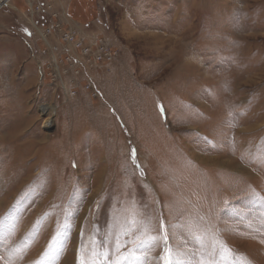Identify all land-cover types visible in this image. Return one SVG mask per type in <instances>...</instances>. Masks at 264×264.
I'll use <instances>...</instances> for the list:
<instances>
[{"label":"rangeland","instance_id":"374dc122","mask_svg":"<svg viewBox=\"0 0 264 264\" xmlns=\"http://www.w3.org/2000/svg\"><path fill=\"white\" fill-rule=\"evenodd\" d=\"M52 3L119 55L72 97L27 0H0V264H79L133 212L152 235L178 226L183 253L204 251L195 233L226 242L231 264H264V0Z\"/></svg>","mask_w":264,"mask_h":264},{"label":"built area","instance_id":"2783aa9c","mask_svg":"<svg viewBox=\"0 0 264 264\" xmlns=\"http://www.w3.org/2000/svg\"><path fill=\"white\" fill-rule=\"evenodd\" d=\"M31 34L43 44L42 56L53 84L75 97L77 90L72 85L81 75L89 74L98 67L112 63L119 51L100 35H88L70 25H65L59 14L53 11L52 0H27ZM44 64L43 65L44 67ZM86 88L97 96L92 78Z\"/></svg>","mask_w":264,"mask_h":264},{"label":"snow or ice","instance_id":"6c2138e0","mask_svg":"<svg viewBox=\"0 0 264 264\" xmlns=\"http://www.w3.org/2000/svg\"><path fill=\"white\" fill-rule=\"evenodd\" d=\"M161 110L164 111L163 106ZM151 219H138L133 212L131 219L126 222V225L121 226L122 232L117 234L114 240H105L103 244H97L96 248L90 254V259L82 258L79 264H147L146 253L152 251L160 244L163 245V255L160 258L162 264H231L235 259V253L229 248L226 242H216L213 237V247L209 251L206 248L204 238L201 235L192 233V238L202 253L197 257L196 253L186 254L172 246V241L169 238V233L175 238V231L178 226H165L163 221L160 222L161 235H152L153 231ZM121 235L128 237L126 241L121 240ZM112 243V250L109 251L106 247L103 251L98 249ZM58 241H53L55 246ZM131 245V249L126 253L122 252V248H127ZM250 264V262H248Z\"/></svg>","mask_w":264,"mask_h":264},{"label":"water","instance_id":"95a60500","mask_svg":"<svg viewBox=\"0 0 264 264\" xmlns=\"http://www.w3.org/2000/svg\"><path fill=\"white\" fill-rule=\"evenodd\" d=\"M2 6H0V9H1Z\"/></svg>","mask_w":264,"mask_h":264}]
</instances>
